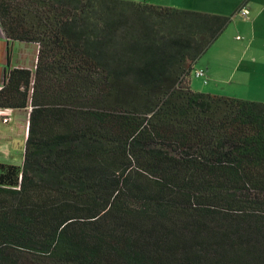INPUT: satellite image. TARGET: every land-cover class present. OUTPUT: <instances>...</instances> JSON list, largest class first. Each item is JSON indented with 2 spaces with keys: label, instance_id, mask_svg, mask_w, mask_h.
<instances>
[{
  "label": "trees",
  "instance_id": "16d2710c",
  "mask_svg": "<svg viewBox=\"0 0 264 264\" xmlns=\"http://www.w3.org/2000/svg\"><path fill=\"white\" fill-rule=\"evenodd\" d=\"M231 16L133 0H0L28 111L0 162V264H264V102L194 90Z\"/></svg>",
  "mask_w": 264,
  "mask_h": 264
},
{
  "label": "crops",
  "instance_id": "0c3cea01",
  "mask_svg": "<svg viewBox=\"0 0 264 264\" xmlns=\"http://www.w3.org/2000/svg\"><path fill=\"white\" fill-rule=\"evenodd\" d=\"M138 2H145L149 4L170 6L176 8L193 9L203 12H212L231 16V22L234 26L231 39L236 44V40L243 37L246 45L233 43L229 45L231 52L236 50L234 61L235 66L232 67V77L237 74L234 71L239 70V64L247 59L245 71L248 79L263 82L264 81V0H133ZM245 5L249 9V14L243 18L239 13V8ZM228 26L226 27V29ZM222 31L221 34L224 33ZM241 33L242 37H237ZM220 34V35H221ZM235 35V37L233 36ZM231 40V41H232ZM240 43V42H239ZM221 46L228 45L226 38L222 39ZM240 48V49H239ZM38 44L35 42H22L8 40L0 26V87L4 82L5 71L9 67H27L34 69L37 59ZM233 58V55H232ZM238 63V61H240ZM208 71V66L205 67ZM206 71V72H207ZM208 75V74H207ZM223 78H220V81ZM191 84V82H190ZM5 109V108H0ZM10 119L4 122L3 115L0 113V122L5 125L4 129H0V140H7L19 133L22 137L20 148L24 153L28 111L20 109L10 110ZM26 114V115H25ZM17 121L13 126L9 123ZM23 123V124H22ZM24 125L22 133L21 127ZM19 127V128H17ZM19 129V130H17ZM14 145L13 143H8ZM10 146V148H12ZM9 148V151H13ZM23 162V157L21 164Z\"/></svg>",
  "mask_w": 264,
  "mask_h": 264
},
{
  "label": "rangeland",
  "instance_id": "374dc122",
  "mask_svg": "<svg viewBox=\"0 0 264 264\" xmlns=\"http://www.w3.org/2000/svg\"><path fill=\"white\" fill-rule=\"evenodd\" d=\"M224 30V33L219 35V37L195 62V68H203L206 70L205 67L208 66L209 70H206V73L208 74L207 81L204 82L202 77L195 76L194 71L192 70L189 76L191 87L196 91L264 102V81L256 82L248 79V75L244 72L245 66L247 65L245 61H247V59L242 62L241 60L238 61V63L241 62L239 64V70L234 71L237 74L232 77V67L235 66L234 57L237 49H234L233 52H231L229 45L233 43L231 37L232 32L234 31V26L229 24L228 28H225ZM237 33L239 34V37H242L241 33ZM233 36L235 37V35ZM224 38H226V43L228 45L221 46L220 43ZM233 44L234 46H236V44H243V46H245L246 41H244L242 37L239 40H236V44ZM220 78L223 79L220 81ZM16 123L17 121L15 120L9 124L14 126ZM4 128L5 125L0 122V129ZM20 129L23 133L24 125ZM13 142L14 145L12 146L8 144ZM21 142L22 137L19 136V133L7 140H0V162L20 165L23 157V150L20 148ZM10 146L12 148H10ZM9 148L13 151H9Z\"/></svg>",
  "mask_w": 264,
  "mask_h": 264
},
{
  "label": "built area",
  "instance_id": "2783aa9c",
  "mask_svg": "<svg viewBox=\"0 0 264 264\" xmlns=\"http://www.w3.org/2000/svg\"><path fill=\"white\" fill-rule=\"evenodd\" d=\"M238 13L243 17V18H246L247 15L249 14V9L245 6V5H242L239 10H238ZM239 37V36H237ZM194 74L195 76H198V77H202L203 81L206 82L207 81V73H206V70L203 69V68H194ZM10 108H5V109H0V113L3 115V121L6 122L10 119Z\"/></svg>",
  "mask_w": 264,
  "mask_h": 264
}]
</instances>
